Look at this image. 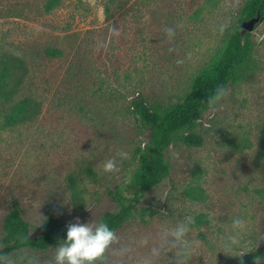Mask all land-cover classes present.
<instances>
[{
  "label": "rangeland",
  "instance_id": "1",
  "mask_svg": "<svg viewBox=\"0 0 264 264\" xmlns=\"http://www.w3.org/2000/svg\"><path fill=\"white\" fill-rule=\"evenodd\" d=\"M244 1L0 0V237L13 201L33 234L39 215L67 225L116 211L110 192L127 195L135 151L148 137L130 101L138 93L150 104L180 100L238 23ZM249 41L222 107L195 123L202 144L169 146L167 177L138 204L144 220L133 214L118 234L194 214L190 235L201 244L188 264H240L221 248L240 216L241 250H253L243 264L264 258V239L256 240L264 236V19ZM47 47L62 55L48 56ZM26 99L35 106L22 116L15 108ZM118 151L130 159L117 157L119 171L104 173ZM31 251L42 261L52 256V248Z\"/></svg>",
  "mask_w": 264,
  "mask_h": 264
},
{
  "label": "trees",
  "instance_id": "2",
  "mask_svg": "<svg viewBox=\"0 0 264 264\" xmlns=\"http://www.w3.org/2000/svg\"><path fill=\"white\" fill-rule=\"evenodd\" d=\"M264 0H245L240 9L238 23L231 26L222 47L213 59L199 70L193 78L184 96L175 102L148 103L138 93L129 103L132 115L139 125L148 132L146 142L135 151L136 167L132 172L129 183L122 190L110 192L117 202L116 211H104L100 221L106 222L117 230L126 220L139 213L143 221L144 209H139L141 198L152 188L167 177L169 166L165 152L169 146L180 141L188 146H200L202 138L192 132L195 123L201 118L202 112L209 108L208 98L216 88L227 86L243 60L251 50L249 36L251 32L240 34V21L249 19L259 12L264 15ZM45 53L50 57L62 55V51L55 47H47ZM35 106V105H34ZM34 106L26 99L17 105L16 111L22 116L33 112ZM43 223L37 227V234L29 236L28 247L31 250L42 251L54 248L58 242L66 239L67 228L57 216L48 214ZM31 231L29 223L23 218L20 205L13 201L2 224L0 238L7 245L6 252H15L20 245L15 240L18 234L28 235Z\"/></svg>",
  "mask_w": 264,
  "mask_h": 264
},
{
  "label": "clouds",
  "instance_id": "3",
  "mask_svg": "<svg viewBox=\"0 0 264 264\" xmlns=\"http://www.w3.org/2000/svg\"><path fill=\"white\" fill-rule=\"evenodd\" d=\"M226 25L221 24L219 31L223 32ZM166 36L171 40L175 36L172 28L165 29ZM228 95V89L223 85L216 88L208 98L210 111L222 107L223 101ZM117 157L121 162L130 159V153L118 151L116 157L103 162L104 173L119 171ZM192 212L195 213V206ZM41 223L44 219L39 215ZM39 224V225H40ZM195 224V215L186 214L184 218L175 224L160 223L150 231L143 233L132 232L128 235H120L104 221L92 219L81 223L74 218L73 222L66 225V239L58 242L52 248L50 259L42 261L28 247L29 236L18 234L15 240L20 247L15 252H6L7 245L0 238V264H188L201 242L191 238L192 226ZM247 228V222L240 216L232 219V234L226 237L222 244V252L240 258L243 264V256L253 250L243 251L242 233ZM264 239L257 236L256 240ZM256 243L254 242V248ZM264 258L255 257L254 264H262Z\"/></svg>",
  "mask_w": 264,
  "mask_h": 264
},
{
  "label": "water",
  "instance_id": "4",
  "mask_svg": "<svg viewBox=\"0 0 264 264\" xmlns=\"http://www.w3.org/2000/svg\"><path fill=\"white\" fill-rule=\"evenodd\" d=\"M264 5V1H263ZM264 19V15H261L259 12L257 14L249 19H244L240 21L239 27H240V34L244 35L246 32H252L255 27H257Z\"/></svg>",
  "mask_w": 264,
  "mask_h": 264
}]
</instances>
